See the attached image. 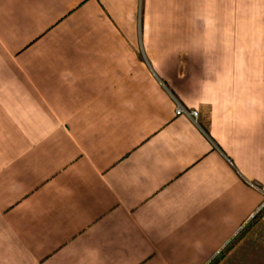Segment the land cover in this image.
I'll use <instances>...</instances> for the list:
<instances>
[{
    "label": "crops",
    "instance_id": "1",
    "mask_svg": "<svg viewBox=\"0 0 264 264\" xmlns=\"http://www.w3.org/2000/svg\"><path fill=\"white\" fill-rule=\"evenodd\" d=\"M216 258L264 264V0H0V264Z\"/></svg>",
    "mask_w": 264,
    "mask_h": 264
},
{
    "label": "built area",
    "instance_id": "2",
    "mask_svg": "<svg viewBox=\"0 0 264 264\" xmlns=\"http://www.w3.org/2000/svg\"><path fill=\"white\" fill-rule=\"evenodd\" d=\"M176 113L177 115L187 114L195 120H197L199 117V112L197 110H194V109L188 110L181 103H178L177 108H176Z\"/></svg>",
    "mask_w": 264,
    "mask_h": 264
},
{
    "label": "trees",
    "instance_id": "3",
    "mask_svg": "<svg viewBox=\"0 0 264 264\" xmlns=\"http://www.w3.org/2000/svg\"><path fill=\"white\" fill-rule=\"evenodd\" d=\"M247 231H248V228H247L246 231H244V232H243V233L237 238V240L243 238L244 235L247 233ZM231 247H232V246H231ZM231 247H228V248L225 250L224 253H226L228 250H230ZM218 260H219V259L216 258L211 264H218Z\"/></svg>",
    "mask_w": 264,
    "mask_h": 264
},
{
    "label": "rangeland",
    "instance_id": "4",
    "mask_svg": "<svg viewBox=\"0 0 264 264\" xmlns=\"http://www.w3.org/2000/svg\"><path fill=\"white\" fill-rule=\"evenodd\" d=\"M222 255V254H221Z\"/></svg>",
    "mask_w": 264,
    "mask_h": 264
}]
</instances>
